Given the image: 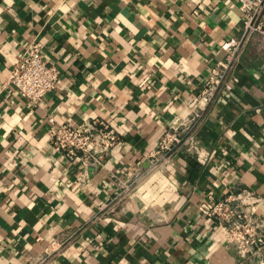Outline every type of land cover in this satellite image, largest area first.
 <instances>
[{"label": "crops", "instance_id": "crops-1", "mask_svg": "<svg viewBox=\"0 0 264 264\" xmlns=\"http://www.w3.org/2000/svg\"><path fill=\"white\" fill-rule=\"evenodd\" d=\"M242 29L238 0H0V264H264V246L239 253L200 210L252 191L264 229V43L246 46L233 90L193 105ZM32 41L59 71L39 104L10 84ZM96 118L119 135L102 165L54 148L52 128ZM187 121L195 142L181 131L151 168Z\"/></svg>", "mask_w": 264, "mask_h": 264}, {"label": "built area", "instance_id": "built-area-1", "mask_svg": "<svg viewBox=\"0 0 264 264\" xmlns=\"http://www.w3.org/2000/svg\"><path fill=\"white\" fill-rule=\"evenodd\" d=\"M242 14L243 29L239 36H233L222 43L226 51L223 59L212 68L211 75L201 87L194 100V108L200 111L204 106L216 101L224 91L233 90L231 75L238 67L246 46L254 39L264 43V0H238ZM57 66L45 57L41 44L32 41L22 59L14 66L10 78L11 86L25 99L39 104L47 93L58 85ZM199 115V112L196 113ZM196 117L192 118V123ZM55 122L54 118H50ZM183 129L174 126L165 131L156 150L151 154V168L168 160L176 148L184 142L182 132L188 137L185 142H195L189 121ZM54 148L64 153L69 159L81 162L86 168L90 165H102L111 150L119 141V135L103 119L86 120L81 124L72 121L60 123L51 129ZM130 186L124 193H129ZM260 198L252 191L229 195L223 199H211L200 205L203 214L216 219L241 254L260 250L264 246L263 222L245 211L246 203H259ZM55 257L46 254L34 264H54Z\"/></svg>", "mask_w": 264, "mask_h": 264}]
</instances>
